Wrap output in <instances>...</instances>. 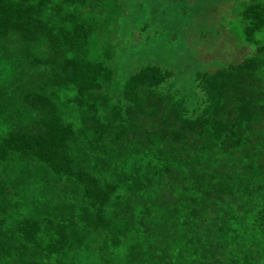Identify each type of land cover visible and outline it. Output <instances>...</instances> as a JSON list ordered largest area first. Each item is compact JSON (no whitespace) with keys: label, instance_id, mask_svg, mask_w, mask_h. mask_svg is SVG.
<instances>
[{"label":"trees","instance_id":"1","mask_svg":"<svg viewBox=\"0 0 264 264\" xmlns=\"http://www.w3.org/2000/svg\"><path fill=\"white\" fill-rule=\"evenodd\" d=\"M139 1L0 0V264H264V0L220 66Z\"/></svg>","mask_w":264,"mask_h":264},{"label":"rangeland","instance_id":"2","mask_svg":"<svg viewBox=\"0 0 264 264\" xmlns=\"http://www.w3.org/2000/svg\"><path fill=\"white\" fill-rule=\"evenodd\" d=\"M241 1L184 0L182 2H187L188 8L184 16H189V21L188 25L184 24L187 27L181 26V28L183 27V32L180 35V39L189 51L190 58L197 56L202 62L208 64V61L217 59L218 66L234 60L236 48L238 49L245 45L244 40L240 36L241 32L238 31L240 20L237 10H235ZM139 2H142L143 5L138 7L148 11H156L152 15L146 14L150 22L146 31L152 32L153 35H159V32H169L166 26V20H168L169 16L165 11H163V14L162 10H166L167 4L171 2L169 0H140ZM152 5L155 7H151ZM127 7L129 6L127 5ZM131 8H133L131 9L133 12H129V14L142 16V8H139L141 10L135 6H131ZM130 21L131 19L127 22L125 21V24H130L128 23ZM139 35H141L140 31L134 28V39L138 40L140 38ZM188 63V61L182 59L178 65L181 69L186 70V64ZM190 98L192 99L191 96Z\"/></svg>","mask_w":264,"mask_h":264}]
</instances>
